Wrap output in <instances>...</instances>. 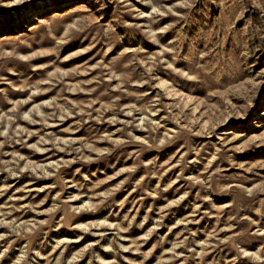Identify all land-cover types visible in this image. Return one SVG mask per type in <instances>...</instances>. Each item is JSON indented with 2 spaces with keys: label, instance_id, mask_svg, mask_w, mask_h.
<instances>
[{
  "label": "rangeland",
  "instance_id": "obj_1",
  "mask_svg": "<svg viewBox=\"0 0 264 264\" xmlns=\"http://www.w3.org/2000/svg\"><path fill=\"white\" fill-rule=\"evenodd\" d=\"M0 264H264V0H0Z\"/></svg>",
  "mask_w": 264,
  "mask_h": 264
}]
</instances>
